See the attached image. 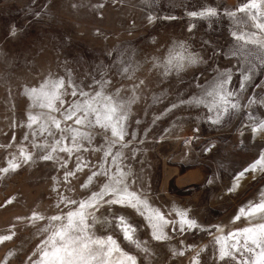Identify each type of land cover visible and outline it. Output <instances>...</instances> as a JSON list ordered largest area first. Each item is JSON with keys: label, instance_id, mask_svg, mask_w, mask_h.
Segmentation results:
<instances>
[{"label": "rangeland", "instance_id": "rangeland-1", "mask_svg": "<svg viewBox=\"0 0 264 264\" xmlns=\"http://www.w3.org/2000/svg\"><path fill=\"white\" fill-rule=\"evenodd\" d=\"M245 2L0 0V169L19 164L0 172V237L11 236L0 243V264H35L38 246L61 224L50 217H66L99 191L106 177L83 185L101 166L116 171L112 157L103 160L115 139L111 132L62 117L69 105L97 92L126 108L124 138L111 151L120 154L129 190L164 217L167 239H154L144 215L118 204L88 209L95 216V222L88 219L90 231L112 236L137 264H236L219 258L218 241L264 223V212L234 222L240 208L259 203L264 193V170H251L264 156V131L253 132L264 122V46L233 36L243 32L264 42V32L243 13L228 15ZM207 9L216 15H190ZM226 78L219 94L209 95ZM48 80L64 81L58 111L36 106L26 94ZM81 90L89 96H80ZM30 114L41 117L31 128ZM49 117L91 139L79 140L71 155L60 151L75 147L72 133L56 129ZM22 151L31 159L25 161ZM81 161L87 167L77 172ZM178 212L197 227L182 225ZM120 216L136 229L140 247L124 239L114 219ZM234 255L240 264L248 258Z\"/></svg>", "mask_w": 264, "mask_h": 264}, {"label": "snow or ice", "instance_id": "snow-or-ice-1", "mask_svg": "<svg viewBox=\"0 0 264 264\" xmlns=\"http://www.w3.org/2000/svg\"><path fill=\"white\" fill-rule=\"evenodd\" d=\"M237 13H243L245 17L253 21V26L256 29L264 32V0H247V2L242 3L236 11L230 12L228 15L235 18ZM190 15L193 17L214 16L216 15V11L214 9H207L200 13H190ZM238 23H243V21H239ZM233 36L237 41H241L244 44L262 43V46H264V42H260L243 32H234ZM173 59L174 57L170 56L167 63L172 65ZM183 59L184 58L181 57V60ZM187 60L190 63L196 62V58L193 56H188ZM174 66L181 68L183 67V63H177ZM246 79L247 77H245V80ZM225 83H227V78L219 83L213 93H209V95H218L219 90L223 88V84ZM63 88V80H48L45 81L39 89L27 90L26 94L33 100L36 106L47 109L49 112H54L59 110L55 106L56 101H59L63 107L64 101L61 99L62 94L60 91ZM71 95L75 97L77 91L74 89ZM79 95L82 97L89 96L88 93L82 90L79 92ZM228 95L230 96L231 93H228ZM220 99L226 104L229 103L223 96H221ZM236 107V104H231L232 109ZM223 111L227 112L228 109L224 108ZM62 117L65 121L73 120L76 125L83 127L99 126L104 128L105 131H110L111 136L115 139L108 141L109 146L104 152L103 160L104 163H107L108 158L112 157L111 162L116 165V171L112 172L111 168L105 169L101 166L100 170L94 171L88 178V181L83 185V187L87 188L94 178L98 176L106 177L107 181L101 185L99 191L93 192L86 200H81L77 210L68 212L66 217H50L51 221H61V224L47 240L38 246L40 257L35 264H137L135 257L124 252L112 236L101 238L95 236V234L90 231L91 225H89L88 219L91 217L95 222V216L93 213L87 211L88 209L98 210L97 206H102V204L105 203L133 207L149 221L150 227L153 229L154 239H167V236L163 232V227L166 223L164 217L157 210L151 209L147 202L142 200L136 192L129 190L125 182L127 173L120 168L118 163L120 154L116 153L114 155L111 151V148L122 141L125 135L123 127V121L127 118L125 106L113 101L112 97L102 96V93L97 92L95 96L90 97L88 100L69 105L68 108L64 109ZM90 117L93 118L90 119ZM40 118L41 117L38 115L30 114V123L28 126L31 128L33 124L39 122ZM49 120H51L52 125L56 129L72 133L71 139L75 147H61L60 151H65L71 155L73 151L79 150V140L91 139L88 133L81 132L79 129H61L60 121L56 120L54 117H49ZM41 131L48 132L49 135L52 134L51 131L43 125L41 126ZM257 131H264V122L260 123L258 129H253L254 133ZM56 143L59 144L60 141H56ZM52 150L55 151V147H53ZM21 155L25 161L31 159V156L25 154L23 151ZM42 158L48 160L51 159V156L45 155ZM18 167L19 164L15 161H10L8 167L0 169V172L6 174L10 170L15 171ZM84 167H87V165L81 161L77 164L76 171H82ZM257 167L264 170V156L260 157L257 163L252 166L251 170L255 171ZM67 175L73 176L75 172L69 171ZM105 197H111V199L106 200ZM67 203L75 204L77 202L67 201ZM261 212H264V193L261 194L259 203H250L240 208L237 216L234 218V222L241 217L253 218ZM178 215L181 217L180 222L182 225L188 228L197 227L196 222L189 219L186 212H178ZM32 219H41V217L34 214ZM114 219L117 222L116 226L123 233L124 239L134 244L136 247H140V242L135 239L136 229L122 216L115 217ZM183 230L184 229L181 228V231ZM45 231H48V229H45ZM9 239H11V236H2L0 237V243ZM227 241H232L230 246L231 250H229ZM218 243L220 245L219 258L222 260L231 259L236 261V264H240V262L237 261L236 255H234V253H238L241 257L247 254L248 258L243 260V264H264V223L252 225L233 232L229 234L226 240H220Z\"/></svg>", "mask_w": 264, "mask_h": 264}]
</instances>
